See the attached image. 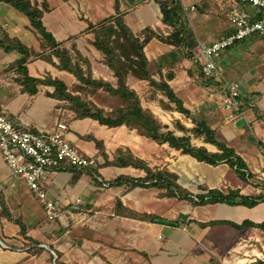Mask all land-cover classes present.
Masks as SVG:
<instances>
[{
  "label": "crops",
  "instance_id": "crops-1",
  "mask_svg": "<svg viewBox=\"0 0 264 264\" xmlns=\"http://www.w3.org/2000/svg\"><path fill=\"white\" fill-rule=\"evenodd\" d=\"M30 2L42 11L44 30L62 46L69 49L75 46L88 58L94 77L103 75L113 86L117 84L113 71L105 63H98L103 60V53L88 42L96 26L114 23L121 18L134 36L140 40L148 37L144 52L153 79L163 80L190 113L198 111L200 120L215 131L219 141L236 150L250 171L261 169V153L264 151L263 37L252 35L238 41L223 51L217 60L224 78L241 84L242 104L239 108L227 110L218 83L203 80L196 59L198 41L211 43L232 31L226 14L211 2ZM163 6H166L168 17ZM192 6H195L194 10ZM243 7L250 13L255 12L249 4ZM166 18L169 22L165 21ZM175 30H180V38L184 40L170 37L165 42V38ZM5 35L19 39L31 54L41 53L39 56L31 55L26 63L32 77L44 79V75L51 74L53 78L75 81L67 73L57 70L53 64L59 62L56 56L51 55L52 61L42 56L50 55L51 47L43 50L45 39L31 25L29 18L0 1V38ZM187 48L190 52L186 51ZM20 56L18 51L6 52L0 46V105L16 124L35 132L49 131L59 118L65 117L70 142L82 152L98 157L99 162L93 168L98 175L89 169L68 165L48 171L44 186L61 210L58 218L49 220L35 194L21 178L10 173L0 151V264H264V229L236 228L230 224H241L245 220L264 221V202L253 207L190 203L188 213L170 218L157 212L161 206L158 197L161 190L158 188H145L149 192L133 195V188L125 184L109 185L108 182L121 176L123 171L112 165L99 168L103 158L89 137L103 139L105 151L110 153L109 149L113 147L110 139L114 132L90 118H74L59 100L50 96L54 91L50 85H39L34 94L25 90L23 78L16 68L11 67ZM147 82L154 92L168 101L172 110L183 113L165 90ZM206 145L208 150L219 151L209 143ZM175 162V168L171 166L170 169L179 175L178 183L193 195L214 188L224 193L229 189H239L241 194L251 195L252 191L244 187V181L228 164L222 163L220 170L211 171L207 166L210 164L196 162L200 170L191 171L187 167L179 169ZM77 198L81 201L77 202ZM117 202L138 213L157 215L178 223L148 221L119 214ZM168 202L174 203L175 198H168ZM93 210L94 213L89 215Z\"/></svg>",
  "mask_w": 264,
  "mask_h": 264
},
{
  "label": "trees",
  "instance_id": "trees-1",
  "mask_svg": "<svg viewBox=\"0 0 264 264\" xmlns=\"http://www.w3.org/2000/svg\"><path fill=\"white\" fill-rule=\"evenodd\" d=\"M0 1L10 4L29 18L31 25L39 30L45 39L42 47L44 48L48 45L51 48H54V54L60 59L59 66L61 68L72 72L82 81L93 85L95 88L103 87V89L118 96L122 102L125 103V106L122 108L119 107L111 113H105L102 109H97L93 112L91 108H89L88 104L82 101L79 96H75L68 91L67 84L63 81L52 78L42 79L32 77L29 74L26 63L31 55H36L38 53L32 52L31 54L27 46L19 39H12L5 35L3 38H0V46L3 47L6 52L18 51L21 54V57L18 58L11 67L16 68L18 73L23 78L22 84L25 90L34 94L37 93L39 85L50 84L55 88L51 96L57 99H68L71 101L72 109L76 111L77 116L80 118L90 117L97 119L101 124L109 127H117L123 124L135 127L140 133L150 137L154 141L159 143L168 142L171 146L182 149L184 153L193 156L198 161H202L210 165H217L220 162H225L234 169V172L242 180H246L248 178V168L243 158L236 153V150L233 147H229L224 142L219 141L216 138L215 131H213L209 125L205 123V121L200 120L198 122L197 131L199 134L205 136V142L214 144L220 150L219 152H211L205 147H194L191 145L189 137H177L174 135L173 131L161 132L160 124L157 119L150 111H147L142 107L137 93L130 89L127 84V77L130 74L139 79L148 80L150 84L154 85L156 88L165 90L169 98L177 103L179 111L190 115V112L182 107L181 102L177 100L169 86L163 80L158 82L153 79L150 64L144 52V45L146 44L148 37L140 40V38L134 36L121 18H117L115 20L117 28H115L112 23L109 24L108 22V24L103 25L100 30L95 29L94 33L97 39L95 38L94 45L103 53L104 63L114 71V75L116 76L118 83L117 87H114L111 83L104 80L93 79L91 74L85 76L82 68L77 63L73 62L72 56L68 50L57 48L59 43L53 39L51 34L44 30L41 20L43 15L42 11L34 6L30 0ZM165 7L166 6H163L165 16L168 17ZM165 21L169 22L167 18ZM113 34H115L116 44L111 46L109 41ZM100 36L103 37L102 40L100 39ZM170 37L179 41L184 40L183 38H180V30H175L171 33L169 37L165 38V42L168 41ZM48 58L51 59L50 56H48ZM106 164L119 167L134 164L146 172L145 176L139 178L121 175L108 182L109 185L113 186L125 184L131 188L139 186L144 188L154 187L158 189H165L167 195L186 198L193 204L198 205L208 203H226L229 205H245L253 207L261 202H264V194L251 197L241 194L239 189H229L227 193H224L221 190L214 188L208 190L206 193L193 195L187 189L180 186V184L176 183V176L174 174H171L166 170L155 171L148 167L145 163L141 162V160H126L123 156H120V158H117L114 161H108ZM91 171H94L98 175V171L93 169H91ZM117 206L119 208V211L117 208V213L128 215L129 217L148 221H163L165 223H173L175 225L178 223L176 221L164 219L157 215L138 213L127 209L123 207L121 202H117ZM230 224L236 228L248 226L264 229V221L255 223L250 220H245L241 224Z\"/></svg>",
  "mask_w": 264,
  "mask_h": 264
},
{
  "label": "rangeland",
  "instance_id": "rangeland-1",
  "mask_svg": "<svg viewBox=\"0 0 264 264\" xmlns=\"http://www.w3.org/2000/svg\"><path fill=\"white\" fill-rule=\"evenodd\" d=\"M14 12L17 13L16 10ZM105 24H108V22L97 25L95 29L100 30L102 26ZM112 24L115 28H117V24L115 21ZM92 38H90L88 42L91 45H94V41L96 38L95 33L93 34ZM100 39L102 40L103 37L100 36ZM115 40H116L115 34H113L110 38L109 44L113 46V44H116ZM61 46L62 45L60 43L57 46V48L62 49V50L63 49L68 50V52L72 56L73 62L77 63L82 68L83 72L85 73V76H87L88 74H91L92 78L95 80L101 79L106 82H109L104 79L103 75L94 77V74L92 72V67H91V64L89 63L88 58L83 56V54H81L78 50H76L75 46H73L72 49L66 48L65 46H62V47ZM48 47L49 46L46 45L43 48V50H45L46 48L48 49ZM40 54L41 53L38 52L37 56H39ZM51 55L56 56L54 54V48H51L50 55L42 54V56L45 57L46 59H49L48 56H50L51 58ZM56 58L58 59L59 62L57 64L56 63H53V64L57 68V70L67 73L69 76L72 77V79L74 78L75 81L73 82L67 81L60 77L53 78L51 74L44 75V79L52 78V79H59L63 81L65 84H67L68 91L71 92L75 96H79L82 99V101L88 104L89 108H91L93 112H95L97 109H102L105 113H111L115 111L116 109H118L119 107L122 108L123 106H125V103L122 102V100L118 96L103 89V87L95 88L93 85H90L82 81L78 76H76L72 72H69L61 68L59 66L60 59L57 56ZM50 61L52 60L50 59ZM99 62L104 63V60H100L98 61V63ZM96 67L98 68V65ZM129 76L131 80L129 79ZM139 80H142L140 87H139ZM147 81L148 80L139 79L131 74L128 75L127 77L128 86L130 87V89L134 90L137 93L138 97L140 98L142 107L145 110L150 111L153 114V116L157 119V121L160 124V131L161 132L173 131L174 135H176L177 137L187 136L189 137L190 143L192 146L207 148L206 144H208V142H205V136L199 134V132L197 131L198 122L200 121V118L198 116V111L192 112L190 113V115H187L185 113H176L174 110H172L169 107L167 103L168 101H166L163 97H161V94L153 91L152 87L149 86ZM46 85H50V84H46ZM117 85L118 83L114 87H117ZM53 92L50 93V96ZM57 100L61 102V106L64 107V109L68 110L74 118L76 119L88 118V117H84V118L78 117L76 111L72 109L71 101H69L68 99H57ZM173 106L174 105H172V107ZM63 112L65 111L63 110ZM90 119L95 120L97 123H99V125L105 126L114 132V135L110 139L111 142H113L112 143L113 147L109 149L110 153H106L105 151L106 146L104 143L105 141L103 139H97L94 136L89 137L91 140L95 142L98 153L103 158L101 159L102 162H101V165H99V168H102L104 167V165H107L106 162L114 161L115 159L120 158V156H123L126 160H138V161L141 160V162L145 163L148 167H150L151 169L155 171L166 170L169 173L174 174L176 176V183L179 182V175L174 170L170 169L171 166L175 168L173 162L176 161L175 163L179 169L187 167L188 170H191V171L200 170L198 166L199 163H196V162H202V161H198L193 156L187 153H184L182 149H178L174 146H171L168 142L159 143L157 141H154L150 137L140 133L137 128L130 127L126 124H123L117 127H109L107 125L101 124L97 119H93V118H90ZM59 120L65 122L66 118L65 117H63L62 119L59 118ZM211 145L213 147L215 146L214 144H211ZM211 150L213 149L211 148ZM219 151H211V152H219ZM222 163H225V162H220L217 165H212V166L207 165V166H209L212 169L211 171H217L221 169L219 165ZM116 167H119V166H116ZM229 167L234 171V169L231 166ZM119 168H121L123 171L122 175L126 177L139 178V177L145 176V173H146L143 169L139 168V166L134 165V164L128 165L125 167L121 166ZM247 174H248V178L246 180H242V179L241 180L244 181L245 183L244 187L252 191L251 195H248V196L252 197V196L259 195L257 189L260 187V182H259V179H257V175H256L258 174V172L257 171L252 172L248 169ZM136 187L137 188L133 187L131 194L135 195L137 192H139V194L141 193L145 194L149 192V190H146L145 188H142L139 186H136ZM199 187L205 188L203 186H199ZM159 190H161L160 193L158 194V197L160 199L159 202L161 206L158 208L159 210H157V212H159L160 215H163V217L176 218V216L182 217L184 212L188 213V211H190V208H191L190 203L192 202H190L186 198H179V197L167 195L165 189H159ZM154 191H157V190L154 189ZM143 196L145 197L146 195H143ZM168 198H171V199L175 198V202L169 204ZM93 213H94V210L90 211L89 215ZM82 230L83 229H81V232Z\"/></svg>",
  "mask_w": 264,
  "mask_h": 264
},
{
  "label": "built area",
  "instance_id": "built-area-1",
  "mask_svg": "<svg viewBox=\"0 0 264 264\" xmlns=\"http://www.w3.org/2000/svg\"><path fill=\"white\" fill-rule=\"evenodd\" d=\"M219 11L224 12L232 28L231 33L211 43L198 41L196 59L205 82H217L222 92V102L227 110L239 108L242 104L241 84L224 78L217 66L223 51L236 42L257 35L264 38V0H207ZM254 7L250 13L243 6ZM192 10L195 6L191 7ZM190 52V48H187ZM68 124L58 120L49 131L35 132L16 124L0 105V151L3 160L13 176L21 178L35 194L49 220L60 216L57 201L47 193L44 180L50 170L62 165L76 169H93L99 160L97 156L82 152L68 137ZM262 167L257 170L259 194H264V151L261 153ZM80 202V198L76 199ZM2 246L7 247L1 242Z\"/></svg>",
  "mask_w": 264,
  "mask_h": 264
}]
</instances>
